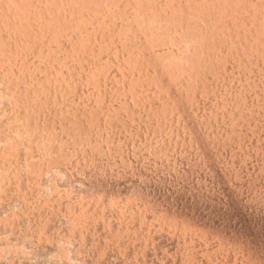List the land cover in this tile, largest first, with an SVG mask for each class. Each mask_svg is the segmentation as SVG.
Returning a JSON list of instances; mask_svg holds the SVG:
<instances>
[{
  "label": "rangeland",
  "instance_id": "374dc122",
  "mask_svg": "<svg viewBox=\"0 0 264 264\" xmlns=\"http://www.w3.org/2000/svg\"><path fill=\"white\" fill-rule=\"evenodd\" d=\"M10 1L11 0H0V2H2L0 5V47H3L4 43L8 44L7 41H9V38H11L10 41L13 39L16 40L15 42L12 41L14 45L10 44L8 46L4 44L3 51L1 50L2 48L0 49V264H264V59L262 60L264 52H259L261 56L257 53L260 51L257 45L260 46L263 44L264 40L262 41L263 43H259L260 45L257 44L259 42V36L253 34L255 31L257 34L258 32L261 33L260 30L262 29L261 37H264V22H262L264 19V16H262L264 15V0H261L263 2L258 0L255 2L258 3L257 5L260 8L252 3L254 0H251L252 2H250V0L249 2L248 0H240L242 2L247 1L243 4V8H246L248 3L253 4H250L252 5L251 7L248 4V8H246L247 11L249 10L250 14H248V12L245 13L246 9L242 8L241 2H239L241 5L238 6L233 3L234 0H227L228 4H234L236 8H240L241 6V8L245 10V12H243L250 15V18L252 14L253 16L255 14L254 17H256L259 14V10L260 13L262 11V14H260L261 16L259 15L257 17L259 18L258 20L261 21L253 20L254 22H259L258 26L261 29L259 28L260 30L258 29V32L256 29L253 32L252 29L255 23H250L251 19L256 18L252 16L250 21L246 20L249 19L248 17L246 18L248 15L245 16L244 13H242L243 19L246 18L244 20L249 21L247 25V23L241 19L242 14L236 15L241 21L243 20V23L247 26H252L247 28L249 30L244 29V27L241 28L242 26L239 27L241 31L243 29L246 30L242 32L243 36L244 32L247 35L250 33L248 39L246 35L245 37L242 36L246 39V43H249L251 40V45L252 43L253 45L256 43V46L252 45L250 53L247 49L243 48L246 46V43L242 42V37L241 41H238L239 47L237 44L235 45L233 43L232 46L231 42H234V39L238 40L240 38L239 36L241 34L239 35V33H241V31L238 30L237 25L239 23L236 25L237 29L231 27V25L234 26L236 24L235 19V22L231 19L234 23H229L230 21L228 22L229 19L226 17L228 23L224 21L226 20L225 18H223L224 20L221 19L222 23L219 20V23H217L215 20L217 29L218 24L222 25L223 28L227 23L226 25L231 24L230 27L234 30L231 32L235 33L237 30L238 33L240 31L238 35L236 33L239 38H236V36H233L234 39L232 36L229 37L234 41L228 38L229 35H233L234 33L229 34L226 32L228 36L225 33V38H228V41L230 40V43H225L226 45L231 44V50L228 47L229 45H227L228 49L225 47L226 45L222 48L224 43H222L223 40L221 38H223V36L221 38H219V36L222 34L224 35V31H222V34L219 32L220 35L218 33V30L221 31L222 29L215 30L214 35L217 36L216 39L215 37L210 38L212 37L210 34H208L207 38V36L205 37L202 35L205 33V35H207L206 30H209L208 33L212 34L211 31H214L213 28L207 29L204 27L205 25L208 27V24L204 26H202L203 24L201 25L200 22V24H197L196 19L195 22L193 21L194 24L192 25L188 22L190 27L196 23V26H193L195 29H193V31L189 30L192 36H194V38L190 36L195 41L194 47L190 49L194 43H190L191 38L188 40L185 39L187 40V42L185 41L186 43H182L184 40L180 42L182 38L184 39V35L188 37L191 33L181 28V24L179 25V27L181 26L180 28L177 26L179 24L177 22L181 21L180 19L182 16L176 15L175 12L174 15L177 17H174L172 7H178L179 5L180 7H185L190 0H185V2L181 0L184 5L178 3L181 2L180 0H176V2H174L175 5L173 3L175 0H142V3L141 0H138L141 7L138 1L134 0H108L107 2H105L106 0H103L104 2L102 0H95L96 3L101 2V4H98L101 7L97 5V9L95 8L96 3L92 5L93 7L90 6V3L93 4L94 2L93 0L92 2L84 0L87 1L88 7H91V11H87L88 7L86 9L83 8L84 4L82 5V3H80L82 0H78L77 3L79 6H82L83 10L78 5L73 4L75 7L77 6L80 8L79 10L81 11L74 10L77 7L72 8V2L74 3L75 1L69 0V3L72 5L70 6L68 0H63V2H67V4L64 2L66 5L59 2L62 0H55L56 2L52 0L53 3H59H57V5L55 4L56 8H60V3H62L61 6H64L65 10H70V13L71 11H79L80 14L77 12L70 14L69 11V14H67V11L64 10V16L66 14L68 15V18L65 17L66 20L63 18L64 16L62 17L63 19L61 20L64 21L58 20L60 14H63V12L60 13L62 7L59 10V16L56 17L55 15L57 13L53 14L54 10L51 8L54 6H51L49 10L47 9L53 4L51 0L47 2L43 0L45 4H43L41 0H39L40 2L38 0H31L32 3L34 1V4L31 5H29V0L28 3L24 0V4L29 5L30 9H25L27 6L24 4L23 6L25 7H20L23 1L18 0V2H20H17L20 8L19 10L17 7L18 11L15 9L17 5L15 3L16 0H13L16 4L14 6V3H12L13 7L12 5H8ZM157 1L158 3H156ZM195 1L197 2V0ZM223 1L226 0H220V2L219 0H216V2L214 0L215 4H211L213 0L212 2L211 0H206V2H210L209 5H215L214 7H216V5L220 7L219 4ZM229 1L232 3H229ZM49 2L52 4H46ZM102 2L103 4L106 3L104 4L105 6H102ZM166 2L167 5L165 4ZM191 2H194V0H191ZM200 2L199 0L197 3ZM235 2L237 3L238 1ZM143 3H145V5ZM155 3L157 5H155L156 7L154 6ZM136 4L139 5L140 10L143 9V5L144 8L146 6L148 13H146L147 11L145 12V9L136 13L137 10L139 11L138 6L137 8H133ZM150 4L154 7H151ZM228 4H226V7ZM35 5L36 8L39 5L36 10ZM42 5L46 6L44 7L48 12L52 10L53 12L50 14L54 17H48V15L51 16L50 14L44 16L43 13H45V9V11L41 10L44 12H41L43 16H40L43 17L42 19H44V17L48 18L47 20H50L49 22H52V18L55 19H52L54 23L60 22V24L56 25L57 29L54 25H51L55 28L53 27L50 30L51 26L48 27L49 22L45 19L46 28L44 26V21L42 26V21L38 20L41 19L39 14L37 16L40 18L37 19L35 11H39L41 7L43 8ZM124 5H126V7ZM234 5L231 7L234 8ZM7 6H9V8ZM223 6L225 8V5H222V8ZM162 7L167 10L169 9L168 11L166 10V14L161 12L165 10H162ZM7 8L10 9V11ZM11 8H14V10ZM175 8L173 7L174 10L177 9ZM185 8H187V6ZM222 8L220 7L219 10L222 11ZM228 8L230 9V6ZM228 8H225L226 11H228ZM233 8L229 10L231 11L229 13H232L231 18L235 17L233 16L235 11ZM22 9L29 11H27V15H25L26 12L24 10L22 11ZM132 9L136 10L135 13ZM149 9L152 10V14L153 11L155 15L157 13L156 17H153L154 14L150 15ZM242 9H236V12L238 10L241 13ZM253 9H255V11H253ZM11 10H13V13L15 10L18 12L17 15L15 11L17 17L16 15L13 16ZM125 10L127 12H125ZM179 10H181V8ZM198 10L201 9H197V13L199 12ZM20 11L23 12L22 16L24 18L21 16ZM47 11L46 13H48ZM169 11H171V15L170 13L167 15ZM55 12H58V9H55ZM141 12L144 16L148 14L149 17L146 15L145 17H148L146 19L141 15L143 17L142 20V17L139 15L142 14ZM159 12H161V14ZM6 13L9 17L6 16ZM11 13L12 15H10ZM31 13H34L33 15L34 17L36 16V18H33ZM37 13H40V11ZM130 13L134 16L135 20H133ZM179 13H181V11H179L178 14ZM186 13H189V11ZM200 13L201 12H199V14ZM136 14L142 22L145 21L144 23H146L147 20L150 21V19L156 18V21L153 19L154 21H147V23L152 24H149V27H151L150 30H158L159 37L156 31H151L152 34L156 33V36L154 35L155 38L152 39L153 36L149 34L151 32L148 30V24H144V26H146L144 28V26H141L143 25L141 21V23L136 22ZM162 14H165L164 17ZM2 15L6 17V19H11L13 17L12 20L14 21L21 20V23L31 18L30 21L32 23H30V26L33 25L34 21L38 25L39 22H41V25H37V27L34 23L33 28L36 27V29L32 28L33 32L31 31V34H29V31V36H27L26 33L27 26H29L28 24L30 22L29 20V22L26 20L28 24L25 25L24 23H26V21L23 24L16 21L15 24L10 25L11 27L16 25L13 30L9 28L10 26H5V24L9 25L11 24L10 22L13 23V21L9 20L10 22L8 24L7 20L2 17ZM28 15L32 16L26 18ZM125 15L128 17H125ZM158 15H161V17H158ZM172 15L177 22L174 21V23L172 21L173 19L170 17ZM168 16L170 20L167 19ZM179 16L181 18L178 21L176 18H179ZM162 17L169 22L165 20L166 23L161 19ZM238 17L236 19H238ZM130 18H132L133 22ZM139 18L137 21H139ZM117 19L118 21H116ZM158 19L159 21L163 20V24L161 22L159 23ZM1 20H3L4 23H2ZM123 20L126 22L123 23ZM63 22L66 23L65 26ZM156 22L159 25H164L163 28H165V31H167V26L168 30L171 29L169 31L173 32L174 30V34L176 31L175 28H178L176 31L177 33L180 32L178 33V37L183 34V32L190 33L181 35L179 38V40L181 39L180 41L176 38L179 43L184 45L180 44V48L183 47L182 52L176 50L177 48L179 49V45L176 40H172L175 38L172 36L173 33L170 32L169 35L165 31L163 32V28L159 29V25L157 26ZM183 22H186L185 18ZM237 22H240V20ZM126 23L127 26H125ZM137 23L141 24L138 26L140 28H137L138 30L142 29L147 32L145 33L142 30V32H135V30H137ZM168 23H172V26L175 27L176 25V27L173 28ZM1 24H4L3 28ZM134 24L136 26H134ZM261 24L262 26H260ZM128 25H132L130 26L131 28ZM154 25L156 29L153 27ZM197 25H201L202 28L199 27V30L201 29L200 31H202L203 29L204 31V34L202 33L201 35V32L198 30L200 32H198L200 34L199 39H201V36L205 37L208 39L209 43L214 45L216 44L214 43L215 41L213 42L214 39L216 42L222 40L219 45L217 44L218 46H216L222 49L219 50L217 48L219 51L216 50L205 38L204 42L203 39L199 40V34H196L197 36L195 35V33H197ZM246 25L243 24V26ZM17 26H20V28L23 26L27 27H23L24 29L21 30L23 32L26 29V31L23 32L24 34L22 32V35L20 34V28L17 29ZM41 26L49 30H47V33L45 32L46 30L41 31L43 35L45 34L44 36H42L40 31L38 32V30L43 29ZM4 27L6 28L4 29ZM61 27L64 33L61 31ZM123 27H129L130 30L129 28L124 29L126 30L124 33L122 30ZM209 27H212V25ZM255 27H257V24ZM219 28H221V26H219ZM226 28L231 29L229 27ZM6 29H11L12 33L8 32L10 30L7 31ZM30 29L31 28H28V30ZM181 29L184 31L182 32ZM190 29H192V27ZM35 30L41 34L40 37L42 38L39 37V34L37 36V33L35 37L32 36V34L36 32ZM159 30L162 31L163 37L165 34L166 36L169 35V39L165 36L167 44L169 42L168 46L166 42L165 44L162 43L164 38L161 33H159ZM223 30L226 31L224 28ZM14 31L19 33V37H16L17 39L19 38L18 40L10 36L14 33L16 34ZM6 32L8 34H6ZM143 32L146 35L148 33L147 37L149 39L144 37L145 34ZM134 33H136V35ZM59 34L61 36H59ZM121 34L124 35L121 36ZM251 34L254 37L258 36L257 39L251 37ZM6 35H9V37ZM20 35L26 36L20 37ZM138 36L139 38L142 36L144 42L141 41L142 39L139 40ZM195 36L197 38H195ZM157 38L162 39H158L161 43ZM225 38L223 39L227 41ZM146 39L149 40V43ZM211 39H213L212 42H210ZM249 39L250 41H248ZM35 40H37V42ZM151 40L152 43H150ZM170 40L174 42L171 43ZM196 40L199 41V43L196 42ZM79 41H81L80 44ZM153 41H155L154 44ZM16 42L21 44L16 45ZM28 42L30 44H28ZM146 42L147 44H145ZM156 42L157 45L155 44ZM235 42L237 43V41ZM241 42L244 43V46H242ZM31 43L34 44L32 45ZM74 43L76 45H74ZM139 43L142 46L141 48H139ZM202 43L203 46L206 44L204 46L205 50H201L203 49ZM248 43L247 45H249ZM123 44H125V46ZM148 44H150L151 47L150 45L147 46ZM186 44H188L187 47ZM208 44L210 55L207 51L209 50L207 49ZM220 44L222 45L221 47H219ZM73 45L76 46V48ZM77 45L79 46L77 47ZM143 45L146 46L143 47ZM240 45L242 47H240ZM251 45H249V47ZM152 46L154 50H151ZM235 46L238 49H235ZM91 47L92 49L90 50ZM146 47L147 52H144L147 54L144 53L146 56H143V51L138 52V50L141 51L142 48L146 50ZM159 47L162 48L160 49ZM170 47L173 50H171ZM256 47L258 48V50H255L257 51L255 52L257 56L254 55V49H257ZM261 47L264 49V44L261 45ZM261 47L260 49H262ZM72 48L77 51L72 53ZM184 48L187 49L185 50ZM197 48H199V50ZM225 48L226 50L224 51ZM232 48L235 50H232ZM241 48L243 50H241ZM167 49L170 52L172 51L173 54L167 52ZM193 49L195 51L197 49L199 52L200 50L201 52L205 51L204 56L208 54L210 57L213 53L211 56L212 58L210 59L207 56L206 58L202 53L197 51L196 53ZM244 49L247 50L246 53ZM4 50H6V52ZM99 50L102 52H99ZM183 50L186 51L187 55L182 54L185 53ZM212 50L213 52H211ZM214 50L217 51V56ZM221 50H223V53L220 52ZM158 51H164L162 53L160 52L161 58H159L160 53ZM174 51L176 52L174 53ZM187 51H189V53ZM227 51L228 53H226ZM229 51L231 52L230 55ZM126 52H129L130 56ZM148 52H150L149 55ZM165 52H167V55H165L164 58L167 60H164L162 57ZM232 52L235 55H232ZM239 52H242L239 58L234 60L235 56L238 57ZM252 52L254 53L253 55ZM122 53H124V55H122ZM151 53L156 57L154 60H157V58L160 59L161 64L164 65L163 68L167 66L165 64H168V68H170V66L173 68L177 64L174 67L175 69L173 68L176 70L175 73L169 71L171 68L167 69L168 71L166 72L165 69L167 67L164 69L161 68L160 70L162 65L159 64V59L157 60L158 63L155 61L152 63V68V66H150L152 62L150 60H153ZM169 53L172 55L170 58ZM193 53H196L194 57L192 56ZM224 53L233 57L230 59L229 56L227 57ZM236 53L238 54L236 55ZM244 53L246 56L243 55ZM131 54L137 55L136 58L140 60L137 64H143L139 66V71L136 69L138 65L134 62H137V59L134 58L135 56H131ZM180 54L186 55L184 60L182 55L178 57ZM198 54H200V57H204V59L198 57ZM221 54L222 57L226 56L228 61L222 58L220 56ZM138 55L140 58L144 57L147 59L151 56V59H140ZM176 55L178 59L175 58ZM93 56H95L96 59ZM187 56H192V58H196L197 61L201 59L204 62L198 63V65L201 64L198 66L195 62L196 60L194 61L191 58L193 62L190 60V57L186 61L185 59ZM240 56H242L243 61ZM250 56L253 57L252 59L258 56H260V58H256L257 60L254 61ZM128 57H132V59H128ZM173 57L176 61L172 59ZM245 57H249L247 58L248 60ZM125 58H127L128 61H125ZM168 58L171 60L170 62L173 61V67L172 64L169 66ZM205 58L206 60L209 58L207 61L210 67L206 65L207 62L205 63ZM237 59L239 63L236 65ZM131 60H133V63ZM182 60L185 62L183 63ZM210 60L211 63L209 62ZM123 61L126 66L122 63ZM180 61L185 67H182ZM256 61L257 63H254ZM129 62L135 66V69L130 66L131 63ZM186 62H190V64L192 62V66L190 64L187 65ZM232 62L235 63V67ZM154 63L157 65L159 64L160 67L157 68L158 66ZM194 63H196V68L199 67L198 75L195 71L196 69L193 67ZM204 64L207 71L204 69ZM216 64L218 68L215 66ZM147 66H150V69ZM142 67H145L146 70H144V68L140 70ZM177 68H180L179 71L183 69L180 71L181 73L179 72L181 75H177ZM191 68H193V70L195 69V72L190 70ZM200 68L203 71H201ZM133 70L135 71L133 72ZM186 70L190 72L187 71V73ZM157 71H161V76ZM199 71L203 73H199ZM162 72H165V74ZM190 73L193 79H189V83L188 77L190 75H187ZM150 74H154L153 77H157L156 80H159V82L155 80L156 83L155 81L153 83L155 78L151 79L152 75ZM195 74L197 76H194ZM148 75L149 77H146ZM131 76L133 82L130 80ZM140 77L144 81H140ZM195 77L196 80H194ZM147 78H149V82ZM177 80L181 81L179 82ZM171 81H174L176 85ZM185 81L186 83L188 82L187 85ZM184 85H186V87L190 85V88H185ZM38 89L41 91L39 92ZM187 89H189V92ZM178 91L181 94H179ZM194 91L199 93H197L198 96L194 95ZM187 93L193 94H191L190 97ZM21 97L24 98L22 99ZM175 97L178 98V101ZM170 99L172 103H169ZM174 99L176 101H174ZM173 102L178 103L175 104ZM173 105L177 106H174L177 110L173 108ZM164 107H167L170 111L167 108L165 110ZM26 109L28 111H26ZM160 110L165 116L163 114H161L162 117L159 115L162 113L159 112ZM21 121L24 122L21 123ZM35 132L37 133L35 134Z\"/></svg>",
  "mask_w": 264,
  "mask_h": 264
},
{
  "label": "bare ground",
  "instance_id": "6f19581e",
  "mask_svg": "<svg viewBox=\"0 0 264 264\" xmlns=\"http://www.w3.org/2000/svg\"><path fill=\"white\" fill-rule=\"evenodd\" d=\"M14 1H15V0H14ZM22 1H23V3L21 2L22 5H20V4H19V5H20V7L22 6V8H23V7H25V6H23L24 2L26 1V2L28 3V0H25V1L22 0ZM36 1H37V0H36ZM36 1H35V2H36ZM38 1H39V0H38ZM45 1L47 2L48 0H45ZM45 1L43 2V0H41V2H43V4H45ZM57 1H58V0H57ZM66 1H67V0H66ZM66 1H64V2L67 4ZM72 1H75V2L73 3ZM72 1H71V2H72V5H73V4H74V5L76 4V5L79 6V4L77 3L78 0H77V1H76V0H72ZM79 1H81V0H79ZM83 1H84V0H82V2H80V3H82V5L84 4V7H83V8L86 9V8L88 7L87 1H84V2H83ZM90 1L92 2V0H89L88 2H90ZM93 1H94L93 4L90 3V6H91V7H93L92 5H94V3H96L95 0H93ZM98 1H99V0H98ZM102 1H103V0H102ZM107 1H108V0H106L105 2H107ZM109 1H111V0H109ZM121 1H122V0H121ZM132 1H133V0H132ZM134 1H138V0H134ZM144 1H147V0H144ZM154 1H155V0H154ZM180 1H181V0H180ZM182 1H183V0H182ZM182 1H181V2H178V3L181 4ZM200 1H201L200 3H197V2H199V0H197V2H196L195 0H194V2H191V0H190L189 2L186 1L187 4H186V3H185V4H186L187 8H185L186 6H185V7H184V6H183V7H180L179 4H177V5H179L178 7L173 6L174 8L176 7L178 10L181 8V10H179V11H181V13L178 14L179 11H178L176 8H175V9H176L177 11L174 10L173 7H172L173 15H174V13L176 12V15H181L182 18H181L180 16H179V18H176V19H178V21H179V19L181 18V19H180V20H181V21H180L181 23H180V22L175 21V19H174V17H177V16L174 15V17H173V15H172V16H170V17H172L171 19H173L172 21H173V22L175 21V22L179 23V24L177 25L178 27H179V25L181 24L182 27H181V26H180V27L183 28L184 30L186 29V30H188V31H189V30H192V31H193V29H195V27L193 28V26H196V23H197V24H200V23H201V25L203 24L202 26H204L205 24H208L209 26L212 25V27H209V26L206 27V25H205L204 27L207 28V29H208V28H213L214 31H211V29H210V31L212 32L213 35H212L211 33H208L209 30H206V31H207V35H205L206 33L204 34L203 29H202V31H200L201 29L199 30V27H201V25H197L198 28H196V30H197L196 32H197V33H195V35H196V34H199V33L201 32V33H200L201 35H202V33L204 34V35H202V36H205V37L207 36V38H208V34H210V36H212V37H210V38H214V37H215V39H216V37H217V36L214 35L215 30L217 29V27H216V26H217V23H219V21L221 22L222 20H224L223 18H225V17H226L227 19H229V20H228V22L230 21L229 23H231V22L234 23V22L236 21V22H235L236 24H235L234 26H232V25L230 24L231 27H233V29L236 28L237 26H238V30H240V29L243 28V27H244V29H247L248 27H252V26H247V25L249 24L250 19H251L252 16H253V14H252V16H251V18H250V15H248V14H250V13H249V10L247 11V9H246V8H248V4H249V3L246 5L247 7L244 5L246 8H243V4H245L247 1H246V2L243 1V2H244V3H243V2L240 1V0H234V2H233L235 5L237 4L238 6L241 5V3H242V8H243V9H246V12H245V10H243V9L241 8V6H240V8H239V7L236 8V6H235L234 4H228L227 0H226V1H223L224 3L221 2L219 5H220L221 8H222V5H225V8H228V7L230 6V9L228 8V11H226V9L224 8V6H223V8H222L224 11H223L222 9H221L222 11H220V10H219V9H220L219 6L217 7V5H216V7H214L215 5H211V4H213V3L215 4L216 0H215V2H214V0H213V2H212V0H211V2H212V3L210 4L211 6L209 5L210 2H206V0H200ZM208 1H210V0H208ZM221 1H222V0H221ZM231 1H232V0H231ZM231 1H229V3H230ZM235 1H238V2L236 3ZM258 1L263 2V1H261V0H258ZM8 2H9V1H8ZM17 2H18V0H16L15 3L17 4ZM39 2H40V1H39ZM51 2H52V0H51ZM54 2H56V1L54 0ZM59 2H62V3L64 4L63 0H62V1H59ZM85 2H86V5H85ZM103 2H104V1H103ZM103 2H102V6H103L104 4H106V3L103 4ZM118 2H120V1H118ZM125 2H126V1H125ZM130 2H131V1H130ZM142 2H143V1L141 0V3H142ZM150 2H151V1H150ZM160 2H161V1H160ZM174 2H176V0L173 1V3H174ZM184 2H185V0H184ZM217 2H218V1H217ZM219 2H220V0H219ZM226 2H227V3H226ZM239 2H241V3H239ZM248 2H249V0H248ZM250 2H252V1L250 0ZM255 2H257V0H256V1L254 0V2H252V3H254V4L257 5L258 3H255ZM1 3H2V2H0V5H1ZM12 3H14L13 0H11V1H10V4H8V5H9V6L12 5ZM15 3L13 4L14 6L16 5ZM18 3H20V2H18ZM52 3H53V2H52ZM52 3L49 2V3H46V4L50 5V4H52ZM57 3H58V2H57ZM57 3H53V4L50 5L47 9L49 10L51 6H54V7H55V4L57 5ZM62 3H60V4L62 5ZM68 3H69V0H68ZM99 3L101 4V2H99ZM99 3H96V4H95V8H96V9H97V5H98ZM108 3H109V2H108ZM108 3H107V5H108ZM114 3H115V1H114ZM136 3H137V2H136ZM138 3H139V1H138ZM152 3H153V2H152ZM156 3H158V1H157ZM156 3L154 4V6L156 5ZM162 3H163V2H162ZM170 3H171V2H170ZM170 3H168V4H170ZM173 3H172V5H173ZM222 3H223V4H222ZM225 3L228 4L227 7H226V4H225ZM231 3H232V2H231ZM238 3H239V4H238ZM252 3H250V4H252ZM5 4H6V2H5ZM31 4H34V1H33V3H32L31 0H29V5H31ZM36 4H37V3H36ZM38 4H39V3H38ZM58 4H59V3H58ZM66 4H64V5H66ZM69 4H70V6H72L71 3H69ZM69 4H68V6H69ZM128 4H129V3H128ZM132 4H134V3H132ZM143 4L145 5V3H143ZM165 4L167 5V2H166ZM217 4H218V3H217ZM250 4H249V5H250ZM13 5H12V7H13ZM24 5H26V4H24ZM29 5H26L27 7H25V9H26V8L30 9V6H29ZM48 5H47V6H48ZM61 5H60V8L62 7ZM74 5L72 6V8H76V7H77V6L75 7ZM80 5H81V4H80ZM129 5H130V4H129ZM139 5H140V7H141V4H140V3H139ZM139 5L136 4V5L133 7V8H135V7L137 8V6H138V8H139V11H138V10L136 11L135 9H132V10L134 11V13H135V11H136V13H138V12H140V11L143 10V9H145V12L147 11L146 13H148V9H147L146 6H145V8H144V5H143V9L140 10ZM146 5H147V4H146ZM148 5H149V4H148ZM151 5H152V4H150V6H151ZM174 5H175V3H174ZM182 5H184V3H182ZM232 5H234L235 7H234V8L231 7ZM252 5H253V4H252ZM252 5H250V7H251ZM2 6H3V5H2ZM2 6H1V7H2ZM9 6H7V7L9 8ZM32 6H34V5H32ZM32 6H31V7H32ZM38 6H39V5H38ZM38 6H37V8H38ZM42 6H43V8L41 7V9H39L40 13H41V12H44V11L46 10V8H45L46 6H45V5H42ZM44 6H45V7H44ZM58 6H59V5H58ZM68 6H67V7H68ZM70 6H69V9H70ZM99 6H100V5H98V7H99ZM104 6H105V5H104ZM120 6H121V5H120ZM124 6L126 7V5H124ZM132 6H133V5H132ZM132 6H131V7H132ZM150 6H149V7H150ZM154 6H151V7H154ZM156 6H157V5H156ZM156 6H155V7H156ZM160 6H161V5H160ZM162 6H163V5H162ZM169 6H170V5H169ZM4 7H6V6H4ZM15 7H16V8H15ZM15 7H14V8H15L17 11H18V9L20 10V8L18 7V4H17ZM17 7H18V9H17ZM54 7H51V8H53L52 10H54V13H53V14H56V13L58 14L60 8H58V7H57V8H56V7L54 8ZM79 7L83 10L82 6H79ZM91 7H90V8H91ZM100 7H101V6H100ZM163 7H164V6H163ZM163 7H162V8H163ZM165 7L169 8L168 6H165ZM257 7H259V6L257 5ZM257 7H256V8H257ZM8 8H7V9H8ZM14 8H11V9L14 10ZM37 8H36V5H35V10H36ZM63 8H64V6H63L62 9L60 10V11H61L60 13L63 12V14H60V16H59V14H58V15H57V14L55 15V17H56V16H59V17H58V18H59V19H58L59 21H64V20H61V19L65 18V17L68 18V15H67V14L70 13V10H65V8H64V9H63ZM80 8L77 7V8L74 9V10H79ZM90 8L88 7L87 11H91ZM170 8H171V6H170ZM217 8H218V9H217ZM231 8H233V9L235 10L234 13H233V16H235L234 18H231V17H232V13H231V14L229 13V12H231V11H229V10H232ZM259 8H260V7H259ZM263 8H264V7H263ZM25 9H22V11L24 10V11L26 12L25 15H27V11H28V10H25ZM44 9H45V10H44ZM55 9H58V12H55ZM89 9H90V10H89ZM92 9H93V8H92ZM124 9H125V8H124ZM126 9H127V8H126ZM153 9H154V8H153ZM155 9H156V8H155ZM164 9H165V8H163L162 10H164ZM185 9H187V10H185ZM197 9H201V10H198L199 12H201V13H200L201 15L199 14V12L197 13ZM236 9H242L241 13H240L238 10H237V12H236ZM249 9H250V8H249ZM257 9H258V8H257ZM8 10L10 11V9H8ZM8 10H7V12H8ZM13 10H11L12 13H13ZM16 10H15V11H16ZM32 10H33V8H32ZM35 10H34V11H35ZM41 10H44V11H41ZM52 10H51L50 12H48V11L46 10L48 13H46V11H45V13H43L44 16H47L48 14H50L51 12H53ZM64 10L67 11V14H66L67 16H66V15L64 16V12H65ZM94 10H95V9H94ZM101 10H102V9H101ZM111 10H112V9H111ZM132 10H131V11H132ZM166 10H167V9H165L164 12H163V11H161V12L166 14ZM168 10H169V9H168ZM168 10H167V11H168ZM170 10H171V9H170ZM261 10H262V8H261ZM4 11H5V10H4ZM15 11H14V13H15ZM17 11H16V12H17ZM39 11H38V10L35 11V13H36L35 15L37 16V15L39 14V16H40V15L43 16L42 13H41V14H40V13H37V12H39ZM56 11H57V10H56ZM68 11H69V13H68ZM79 11H81V10H79ZM79 11H78V12L75 11V12L79 13ZM84 11H85V10H84ZM95 11H96V10H95ZM105 11H106V10H105ZM133 11H132V12H133ZM151 11H152V10L149 9V12H150V13H151ZM155 11H156V10H155ZM187 11H189V13H186ZM225 11H226V12H225ZM243 11H244L245 13L248 12V14H245ZM253 11H255V9H253ZM2 12H3V11H2ZM20 12H21V11H20ZM20 12H19V13H20ZM28 12H29V11H28ZM73 12H74V11H73ZM73 12L71 11V13H73ZM75 12H74V13H75ZM82 12H83V11H82ZM108 12H109V11H108ZM111 12H113V11H111ZM125 12H127V11L125 10ZM132 12H131V13H132ZM161 12H159V13L161 14ZM170 12H171V11L167 12V15H168V13H170ZM224 12H225V13H224ZM227 12H228V13H227ZM238 12H239V13H238ZM250 12H251V11H250ZM256 12H257V11H256ZM12 13H11L10 15H12ZM14 13H13V16L16 15V13H15V14H14ZM22 13H23V12L20 13L21 16H22ZM71 13H70V14H71ZM77 13H76V14H77ZM109 13H110V12H109ZM131 13H130V14H131ZM134 13H133V14H134ZM141 13H142V12H141ZM154 13H155V12L153 11V14H154ZM159 13H158V14H159ZM242 13H244L245 16L248 15V16H246V18L248 17L249 19H246V18H244V19L249 20V21H245V20L243 19V14H242ZM251 13H252V12H251ZM8 14H9V13H8ZM20 14H19V15H20ZM31 14L33 15L34 13H31ZM46 14H47V15H46ZM51 14H52V13H51ZM51 14H50V15H51ZM79 14H80V13H79ZM99 14H100V13H99ZM115 14H116V13H115ZM128 14H129V13H128ZM128 14H127V15H128ZM153 14L151 13L150 15H153ZM165 14H164V15H165ZM240 14H242V15H241L242 18H241V17H240V18L243 19V20L247 23V25H246L245 23H243V20L241 21V19H239V17L236 16V15H240ZM260 14H262V11H261V13H260V10H259V14H258V16H259ZM3 15H4V14H3ZM3 15H2V17H4ZM17 15H18V12H17ZM17 15H16V17H17ZM23 15H24V14H23ZM25 15H24V16H25ZM32 15H28V16H26V18H27V17L30 18L29 16H32ZM72 15H75V14H72ZM105 15H106V14H105ZM107 15H108V14H107ZM121 15H122V14H121ZM131 15H132V14H131ZM139 15H140V16L142 15L143 17H145L146 15L148 16V14H145V16H144L143 13H142V14H139ZM156 15H157V13H156ZM156 15L154 14L153 17H156ZM164 15L162 14L163 17H164ZM167 15H166V17H167ZM170 15H171V13H170ZM196 15H197V16H196ZM229 15H231V16H229ZM0 16H1V15H0ZM6 16H8L7 13H6ZM36 16L34 17V15H33V18H36ZM42 16H40L41 19H38V18H40V17L37 16V19L40 20V21H42V26H43V21H44V19L47 20L48 18H45V17H44V19H42V18H43ZM63 16H64V17H63ZM129 16H130V15H129ZM136 16H137V14H136ZM142 16H141V17H142ZM159 16L161 17V15H158V17H159ZM254 16H255V14H254ZM254 16H253V17H254ZM258 16L254 17V18H256V19H251L250 23L254 22L255 20H257V21H261V20H258V19H259V18H257ZM260 16H261V15H260ZM262 16H264V15H262ZM8 17H9V16H8ZM10 17H11V16H10ZM22 17H23V16H22ZM48 17H54V16H52V15L49 16V15H48ZM62 17H63V18H62ZM69 17H71V16H69ZM72 17H75V16H72ZM80 17H81V16H80ZM103 17H104V16H103ZM117 17H119V16H117ZM125 17H128V16L125 15ZM143 17H142V20H143ZM148 17H149V16H148ZM148 17H145V18L147 19ZM151 17H152V16H151ZM153 17H152V18H153ZM158 17H157V18H158ZM163 17H162L161 19H163ZM170 17L168 16L167 19L170 20ZM237 17H238V19H236ZM4 18L6 19V17H4ZM12 18H13V17H12ZM12 18H11V19H10V18L6 19L8 24H9V22L12 20ZM20 18H21V17H20ZM23 18H24V17H23ZM23 18H22V19H23ZM33 18H32V19H33ZM112 18H113V17H112ZM122 18H123V17H122ZM132 18H133V20H135L133 15H132ZM132 18H130L131 21H132ZM138 18H139V17L137 16V20H138ZM184 18H185L186 22H183V19H184ZM226 18H225V19H226ZM261 18H262V17H261ZM261 18H260V19H261ZM1 19H2V18H1ZM5 19H4V21H5ZM15 19H16V18H15ZM49 19H50V18H49ZM52 19L55 20L54 18H52ZM52 19H51V21L54 23V21H53ZM104 19H105V18H104ZM120 19H121V18H120ZM149 19H150V18H149ZM153 19H154V18H153ZM153 19H150V21H152ZM159 19H160V18H159ZM159 19H158V22H159V23L161 22L162 24H163V20H164V21L166 20L167 22H169V21H168L167 19H165V18H164L163 20H160V21H159ZM192 19H193V20H192ZM195 19H196L198 22H197ZM221 19H222V20H221ZM227 19L224 20V21L227 22ZM231 19H233V21H234V19H235V21L233 22ZM262 19H263V18H262ZM9 20H10V21H9ZM23 20H24V19H23ZM26 20H27V19H26ZM26 20H24V22H25ZM28 20L30 21L31 18L28 19ZM28 20H27V21H28ZM35 20H36V19H35ZM56 20H57V19H56ZM65 20H66V18H65ZM71 20H72V19H71ZM114 20H115V19H114ZM125 20H126V19H125ZM137 20H136V22H140V21H141L140 18H139V21H137ZM154 20L156 21L157 19L155 18ZM154 20H153V21H154ZM191 20H192V21H191ZM215 20L217 21V23H216ZM218 20H219V21H218ZM239 20H240V22H237V21H239ZM253 20H254V21H253ZM263 20H264V19H263ZM263 20H262V22H264ZM1 21H2V23H4L3 20H1ZM12 21H13V23L10 22L11 24H9V25H6V24H5V26L8 27V26H10V25L15 24L17 20H15V21L12 20ZM18 21H19V20H18ZM18 21H17V22H18ZM20 21H21V20H20ZM20 21H19V22H20ZM27 21H26V23H24L23 21H22V22H23L24 25H25V24H28ZM29 21H28V22H29ZM32 21H34V20H32ZM36 21H37V20H36ZM47 21H48V20H47ZM49 21H50V20H49ZM49 21H48V22H49ZM59 21H58V22H59ZM69 21H70V20H69ZM78 21H79V19H78ZM116 21H118V19H117ZM123 21H124V20H123ZM127 21H128V20H127ZM131 21H130V22H131ZM147 21H149V20H147ZM147 21H146V23H144L145 21H143V22L141 21V22L143 23V25L137 23L138 25H137L136 29L139 28L138 26H140V25H141V26H144V24L147 25V24H148ZM150 21H149V22H150ZM166 21H165V22H166ZM172 21H170V22H172ZM190 21H191V22H193V21L195 22V21H196L195 25L191 26L192 29H190L191 27H190L189 23L192 25V24H194V22L191 23ZM224 21H223V23H224ZM257 21H256V22H257ZM38 22H39V21H38ZM44 22H45V21H44ZM48 22H47V23H48ZM52 22H49V23H48L49 26H48V24H47V26L50 27L51 25H54V26L56 27V29H57V26H56V25H57V24H60V22H59V23H54V24H53ZM55 22H56V21H55ZM66 22H67V21H66ZM83 22H84V21H83ZM121 22H122V21H121ZM125 22H126V21H124L123 23H125ZM130 22H129V24H130ZM132 22H133V21H132ZM132 22H131V23H132ZM134 22H135V21H134ZM141 22H140V23H141ZM165 22H164V23H165ZM167 22H166V23H167ZM175 22H174V23H175ZM188 22H189V23H188ZM199 22H200V23H199ZM228 22H227V23H228ZM256 22H254V23H255V25L257 24V27H258V28L255 27L254 24H252V25H254L253 29L251 28V29L253 30V32H254L255 29H256L257 32H258V29L260 28V27L258 26L259 22H257V23H256ZM262 22H260V23H262ZM20 23H21V22H20ZM23 23H21V24H23ZM30 23H32V22H31V21L29 22V24H28L29 26H30ZM34 23H35L36 26L38 25L35 21H34ZM34 23H33V25H34ZM40 23H41V22H39V25H38V26L41 25ZM50 23H51V24H50ZM63 23H64V22H63ZM71 23H72V22H71ZM75 23H76V22H75ZM118 23H119V22H118ZM127 23H128V22H127ZM127 23H126V25H125V24H124V25L127 26ZM153 23H154V22H153ZM156 23H157V22H156ZM174 23H173V24H174ZM221 23H222V22H221ZM221 23H220V24H221ZM227 23H226V24H227ZM238 23H239V24H238ZM241 23H243V24L246 25L247 27H246V26H243V24H241ZM18 24H19V23H18ZM18 24H17V25H18ZM45 24H46V22L44 23V26H45V28H46V25H45ZM65 24H66V23H64V26H65ZM79 24H80V23H79ZM81 24H82V23H81ZM149 24H150V23H149ZM149 24H148L147 27H149ZM162 24L159 25V24L157 23V26L159 25V29H160V28H161V29L163 28L164 25L162 26ZM168 24L172 26V23H168ZM224 24H225V23H224ZM226 24H225L226 27L231 28L230 25H226ZM237 24H238V25H237ZM262 24H263V23H262ZM262 24H261L260 26H262ZM1 25H2V24H1ZM3 25H4V24H3ZM3 25H2V28H3ZM33 25L30 26V27L27 26L28 28H31L30 30H28L27 27H24V26H23L24 28H27V33H26L27 36H29V34H31V31L33 32V29H36L35 26H34L35 28H33ZM71 25H72V24H71ZM132 25H133V24H132ZM132 25H128V26L130 27V26H132ZM150 25H152V24H150ZM155 25H156V24H155ZM155 25H154L153 27H155V29H156V26H155ZM166 25H167V24H166ZM236 25H237V26H236ZM21 26H22V25H21ZM38 26H37V27H38ZM42 26H41V27H42ZM54 26H53V27H54ZM61 26H62V25H61ZM67 26H68V24H67ZM77 26H78V25H77ZM97 26H98V25H97ZM116 26H117V25H116ZM134 26H136V25L134 24ZM219 26H221V28H219ZM225 26H224L223 28L226 29V31L223 30L222 25H219V24H218V29H222L221 31H219V30L217 29V30H218V33L220 32V33L222 34V31H224V32H223L224 35L222 34L221 36H219V35H220V33H219V35H218L219 38H221L222 36H223V38H225V37H226V36H225V33H226V32H228L229 34H230V33H231V34L234 33V32H231V31H234L232 28H231V29H228V28H226ZM241 26H242V27H241ZM14 27H16V25H14V26H12V27L10 26L9 28L13 29ZM17 27H18V26H17ZM23 27L20 28V26H19V27L17 28V29L20 28V29H19L20 34H21V32H22L21 30L24 29ZM53 27L51 26V27H50V30H51V28H53ZM55 27H54V28H55ZM69 27H70V26H69ZM78 27H79V26H78ZM88 27H89V26H88ZM114 27H115V26H114ZM129 27H128V28H129ZM145 27H146V26H144V28H145ZM153 27H152V28H153ZM167 27H168V26H167ZM167 27H166V30H167V31L164 30L165 28L162 29L163 32L165 31V32H166L167 34H169V35H170V32H171V33L174 32V30H173V32H172V31H169V30H171V29L168 30ZM172 27L175 28L176 25H175V27H174V26H172ZM172 27H171V28H172ZM180 27H179V28H180ZM204 27H203V28H204ZM215 27H216V28H215ZM239 27H241V28H239ZM5 28H6V27H4V29H5ZM32 28H33V29H32ZM42 28H43V27H42ZM59 28H60V27H59ZM61 28H62V27H61ZM65 28H66V27H65ZM65 28H64V29H65ZM75 28H77V27H75ZM80 28H81V27H80ZM116 28H117V27H116ZM128 28H124V27H123V29H122L123 32L125 33L126 30H124V29H128ZM130 28H131V27H130ZM130 28H129V30H130ZM133 28H135V27H133ZM150 28H151V27H149V29H148L149 32L152 31V30H150ZM169 28H170V26H169ZM187 28H188V29H187ZM201 28H202V27H201ZM205 28H204V30H205ZM214 28H215V29H214ZM262 28H263V27H262ZM11 29H8V30H10V31H8L7 29H6V30H7L8 32H11V33H12V30H11ZM38 29H39V28H38ZM38 29H37V30H38ZM40 29H41V28H40ZM43 29H44V28H43ZM43 29L38 30V32L40 31V33H42L41 31H45V30H46L45 32L47 33V30H48V29H44V30H43ZM71 29H72V28H71ZM139 29H140V28H139ZM177 29H178V28H175L176 31H177ZM183 29H181L182 32L184 31ZM236 29H237V28H236ZM244 29H243L242 31L240 30L241 33H239L240 31L238 32L239 35L241 34V35L239 36L240 38L237 36V35H238L237 30L235 31V33H234L233 35H229V36H228V34L226 33V35L228 36V38H229L230 36H232V37H233V36H236V38H237V37L239 38L238 40H236V39H234V37H233V39H234L235 41H237V43H236L234 40H232V39L229 38L231 41H234V42H231V44H232V43L235 44V45H236V44H237V45L239 44L238 41H239V40L241 41V37L243 36V35H242V34H243L242 32H243V31H246V30H244ZM251 29H250V30H251ZM260 29H261V28H260ZM260 29H259V30H260ZM6 30H4V31H6ZM13 30H14V29H13ZM15 30H16V28H15ZM65 30H66V29H65ZM119 30H120V28H119ZM133 30H135V29H133ZM141 30H142V29H141ZM141 30H138V29H137V30H135V32H136V31H138V32H139V31H140V32L144 31V30H142V31H141ZM145 30H147V29H145ZM179 30H180V29H179ZM179 30H178V31H179ZM198 30H199L200 32H199ZM227 30H228V31H227ZM229 30H230V31H229ZM247 30H249V29H247ZM263 30H264V29H263ZM0 31H1V29H0ZM2 31H3V30H2ZM17 31H18V30H17ZM25 31H26V29H25ZM25 31H23V32H25ZM29 31H30V33L28 34ZM35 31H36V30H35ZM48 31H49V30H48ZM52 31H53V30H52ZM52 31H50V32H51V33H54V32H52ZM54 31H55V30H54ZM57 31H59V30H57ZM57 31H56V32H57ZM61 31H63V33H64L63 28H62ZM61 31H60V32H61ZM69 31H70V30H69ZM74 31H75V30H74ZM102 31H103V30H102ZM102 31H101V32H102ZM104 31H105V30H104ZM114 31H115V30H114ZM127 31H128V30H127ZM131 31H132V29H131ZM155 31H156V30H155ZM155 31L153 30L152 32H155ZM157 31H158V30H157ZM157 31H156V33H157V35H158V37H159V34H158ZM168 31H169V32H168ZM176 31H175V34H174V33L172 34L173 38L175 37V38L172 39V40H174V41L176 40V41L178 42L179 49L177 48L176 50H179V52H180V51L182 52L183 47L180 48V47H181L180 44H182V43H186L187 40H188L189 38H191L190 36H192V33H191L190 31H189V32H190L191 34H190L189 32H186V33L183 32V34H181V35H184V34H187V33L190 34V35H188V37H186L187 35H184L186 38H185L184 36H182V37H184V39L181 37L182 40L180 39V40H181V41H180L179 38H180L181 35H179V37H178V33H180V32L177 33ZM260 31H261V33H262V29H261ZM14 32H16V31H14ZM14 32H13V33H14ZM23 32H22V33H23ZM38 32H37V31L34 32V34H32V36L35 37V34H36V33H37L36 35L38 36V34H39ZM60 32H59V33H60ZM144 32L146 33L147 31H144ZM144 32H143V33H144ZM152 32L149 33V34H152ZM194 32H195V30H194ZM198 32H199V33H198ZM248 32H250V31H248ZM251 32H252V31H251ZM253 32H252V33H253ZM263 32H264V31H263ZM3 33H5V32H3ZM51 33H50V34H51ZM143 33H140V34H143ZM145 33H144V34H145ZM156 33L150 35V36H153V38L151 37L152 39L155 38L154 35L156 36ZM159 33H161V35H162V31L159 30ZM176 33H177V35H176ZM218 33H217V34H218ZM236 33H237V35H236ZM246 33H247V32H246ZM255 33H256V31H255ZM255 33H253V34L259 36V38H258V39H259V42L256 41V42H258L257 44H259L260 42H262V41L264 40V37H263V38L261 37L262 34H261L260 32H258V34H257V33L255 34ZM6 34H8V33L6 32ZM9 34H10V33H9ZM16 34H17V36H16ZM16 34L14 33L13 35H10V36H13V38L15 37V39H17L16 37H19V33L16 32ZM23 34H24V33H23ZM50 34H48V35H50ZM60 34H61V33H60ZM60 34H59V36H61ZM96 34H97V33H96ZM130 34H132V33H130ZM134 34L136 35V33H134ZM164 34H165V33H164ZM200 34L198 35V39H199V37H200ZM217 34H216V35H217ZM249 34H250V33H249ZM249 34L247 35V34H245V32H244V36H243V37H245V35H246V37H247V39H248L249 36H250ZM260 34H261V35H260ZM21 35H22V34H21ZM21 35H20V37H24V36H26V35H24V36H21ZM40 35H41V34H39V37H40ZM44 35H45V34H44ZM44 35H43V33H42V36H44ZM48 35H47V36H48ZM52 35H53V34H52ZM57 35H58V34H57ZM62 35H63V34H62ZM122 35H124V34H121V36H122ZM126 35H127V32H126ZM132 35H133V34H132ZM137 35H138V34H137ZM169 35L166 36V34H165L164 37H163V35H162V37L164 38V40H162V39H160V38H157V40L160 39V40H162V43L165 44V42H166V41H165V36H166V38L169 39V37H168ZM251 35H252V34H251ZM6 36H7V35H6ZM30 36H31V35H30ZM50 36H51V35H50ZM53 36H54V35H53ZM53 36H52V37H53ZM59 36H58V37H59ZM114 36H115V35H114ZM147 36H148V33H147V35H146V34L144 35L145 38H146ZM150 36H149V37H150ZM176 36H177V37H176ZM196 36H197V35H196ZM196 36H195V38H197ZM202 36H201V39H203V42H204L205 40H207V42H208V39L205 38V37H202ZM258 36L254 37V36L252 35L251 37H254V38L257 39ZM7 37H9V35H8ZM7 37H6V38H7ZM34 37H32V38H34ZM45 37H46V36H45ZM86 37H87V36H86ZM162 37H161V38H162ZM192 37L194 38V36H192ZM243 37H242V39H243L242 42L246 43V39L243 38ZM251 37H250V38H251ZM40 38H42V37H40ZM71 38H72V37H71ZM73 38H74V37H73ZM96 38H97V37H96ZM113 38H114V37H113ZM129 38H130V37H129ZM138 38H139V36H138ZM147 38H148V37H147ZM176 38H178V40H179L180 42H182L183 40H184V42L179 43V41H178ZM193 38H191V40H190V43H193V42H194V43H193V46L190 47V49L193 48L194 45H195V41H194ZM204 38H205V40H204ZM210 38H209V40H210ZM223 38H221V39H222L224 42H223L222 40H219V42L217 41V42H218V43H217L215 39H214V40L211 39L210 42H212V40H213V42L215 41L214 43H216V44L214 45V44H211V43H209V42H208V43L211 44L212 47L214 46V48H215L216 50H218L219 48L216 47V46H218L219 43H220L221 41H222V43H224V44H223V46H222V45H221L222 43H221L219 47L222 46V48H224V46L226 45L225 42L230 43V42H229L230 40L228 41V38H225V39H227V41L224 40ZM10 39H11V38H9V41H7L8 44H6V43H4V44H5V45H8V46H9L10 44L14 45V44L12 43V41L15 42L16 40L13 39L12 41H10ZM18 39H19V38H18ZM18 39H17V40H18ZM36 39H37V38H36ZM52 39H53V38H52ZM52 39H51V40H52ZM56 39H57V38H56ZM85 39H86V38H85ZM136 39H137V38H136ZM140 39H142L141 41H143L142 36L139 38V40H140ZM148 39H149V38H148ZM170 39H171V37H170ZM185 39H187V40H185ZM192 39H193V41H192ZM198 39H197V40H198ZM201 39H199V40H201ZM256 39H255V40H256ZM260 39H262V40H260ZM7 40H8V39H7ZM20 40H21V39H20ZM20 40H19V42H20ZM25 40H27V39H25ZM28 40H30V39H28ZM38 40H40V39H38ZM41 40H42V39H41ZM94 40H95V39H94ZM124 40H125V39H124ZM131 40H132V39H131ZM146 40H147V39H146ZM155 40H156V39H155ZM160 40H158V41L160 42ZM197 40H196V42L199 43V41H197ZM244 40H245V41H244ZM255 40H254V41H255ZM5 41H6V39H5ZM35 41L37 42V40H35ZM43 41H44V40H43ZM56 41H57V40H56ZM66 41H67V40H66ZM71 41H72V40H71ZM77 41H78V40H77ZM83 41H84V40H83ZM87 41H88V40H87ZM126 41H127V37H126ZM128 41H129V40H128ZM135 41H136V40H135ZM147 41H148V43H149V40H147ZM158 41H157V42H158ZM167 41H168V40H167ZM174 41H173V42H174ZM185 41H186V42H185ZM191 41H192V42H191ZM240 41H239V42H240ZM248 41H250V39H249ZM251 41H252V40H251ZM251 41H250L249 43H248V42H247V43H248L249 45H251ZM254 41H253V42H254ZM1 42H2V40H1ZM9 42H11V43H9ZM17 42H18V41H17ZM17 42H16V45L19 44V43H17ZM21 42H22V41H21ZM26 42H27V41H26ZM29 42H30V41H29ZM29 42H28V44H30ZM32 42H33V41H32ZM41 42H42V41H41ZM54 42H55V41H54ZM68 42H69V41H68ZM80 42H81V41H79V44H80ZM133 42H134V41H133ZM137 42H138V41H137ZM143 42H144V41H143ZM154 42H155V41H153V44H154ZM157 42L155 43L156 45H157ZM159 42H158V43H159ZM170 42L173 43L171 40H170ZM242 42H241V44H242V46H244V43H242ZM263 42H264V41H263ZM263 42H262V43H263ZM24 43H25V41H24ZM34 43H35V42H34ZM34 43H33V44H34ZM48 43H49V42H48ZM62 43H63V42H62ZM123 43H124V42H123ZM150 43H152V40H151ZM160 43H161V42H160ZM205 43H206V42H205ZM205 43H204V44H205ZM247 43H246V46H248V47L245 46V47H243V48L247 49L248 52L250 53V49H251L253 43H252V45H251L250 47H249V45H247ZM2 44H3V43H2ZM4 44H3V47H0V49L2 48V49H1L2 51H3V49H4ZM20 44H21V43H20ZM20 44H19V45H20ZM31 44H32V43H31ZM33 44H32V45H33ZM38 44H39V42H38ZM55 44H56V43H55ZM72 44H73V43H72ZM77 44H78V43H77ZM85 44H87V43H85ZM130 44H131V43H130ZM139 44H140V43H139ZM139 44H138V45H139ZM145 44H147V42H146ZM153 44H152V45H153ZM166 44H167V42H166ZM188 44H189V43H188ZM188 44H186V47H187ZM206 44H207V43H206ZM206 44H205V45H206ZM209 44L207 45V47H208L207 49H209V50H207L208 52L210 51ZM217 44H218V45H217ZM231 44H227V45H229L228 47H229L230 50H231L230 47L233 46V44H232V46H230ZM254 44H255V45H253V46H256V43H254ZM260 44H261V43H260ZM260 44H259V45H260ZM263 44H264V43H263ZM263 44H261V45H263ZM0 45H1V43H0ZM12 45H11V46H12ZM22 45H23V44H22ZM68 45H69V44H68ZM68 45H67V46H68ZM74 45H76V44L74 43ZM74 45H73V46H74ZM87 45H88V44H87ZM98 45H99V44H98ZM102 45H103V43H102ZM123 45L125 46V44H123ZM131 45H132V44H131ZM135 45H136V43H135ZM149 45H150V44H148L147 46H149ZM168 45H169V42H168L167 46H168ZM182 45H183V44H182ZM190 45H192V44H190ZM196 45H197V44H196ZM199 45H201V44H199ZM205 45H204V46H205ZM227 45H226L225 47H227ZM261 45H260V46L257 45V47H259V50H260V51H258V52L255 51V50H258L257 47H256L257 49H254L255 47L253 48V49H254V53L257 52V53L259 54V52H264V51H261V50H264V49L261 47ZM26 46H27V45H26ZM78 46H79V45H77V47H78ZM100 46H101V45H100ZM113 46H114V45H113ZM145 46H146V45H145ZM145 46L143 45V47H145ZM162 46H164V45H162ZM174 46L178 47L177 45H174ZM174 46H173V47H174ZM183 46H184V45H183ZM197 46H198V45H197ZM202 46H203V43H202ZM202 46H201V47H202ZM204 46L202 47L203 49H201V50H205V47H204ZM242 46L240 45V47H242ZM12 47H13V46H12ZM71 47H72V46H71ZM74 47L76 48V46H74ZM83 47H84V46H83ZM107 47H108V46H107ZM133 47H134V46H133ZM133 47H131V48H133ZM141 47H142V46H141V44H140V45H139V48H141ZM150 47H151V45H150ZM150 47H149V48H150ZM199 47H200V46H199ZM228 47H227V49H228ZM238 47H239V45H238ZM260 47H261L262 49H260ZM8 48H9V47H8ZM34 48H35V47H34ZM94 48H95V47H94ZM149 48H148V50H149ZM152 48H153V49H152ZM152 48H151V50H154V47H153V46H152ZM159 48H160V47H159ZM161 48H162V47H161ZM161 48H160V49H161ZM170 48H171V47H170ZM195 48H196V46H195ZM217 48H218V49H217ZM222 48H220V49H222ZM236 48H237V47L235 46V49H236ZM248 48H249V49H248ZM10 49H11V48H10ZM16 49H17V47H16ZM20 49H21V48H20ZM65 49H66V48H65ZM70 49H71V48H70ZM72 49H73V48H72ZM85 49H87V48H85ZM91 49H92V47L90 48V50H91ZM99 49H100V48H99ZM116 49H117V48H116ZM143 49H145V48H142L141 51L138 50V52H142V51H143V54L146 53V52H147V47H146V50H143ZM180 49H181V50H180ZM184 49L186 50L187 48H184ZM188 49H189V46H188ZM190 49H189V51H190V53H191V50H190ZM197 49L199 50V48H197ZM197 49H196V51H197ZM212 49H213V48H212ZM220 49H219V50H220ZM235 49L232 48V50H235ZM237 49H238V48H237ZM245 49H244V51H245V53H246L247 50H245ZM26 50H27V49H26ZM31 50H32V49H31ZM81 50H82V49H81ZM83 50H84V49H83ZM94 50H96V49H94ZM97 50H98V48H97ZM101 50H103V49H101ZM107 50H108V49H107ZM111 50H112V49H111ZM128 50H129V49H128ZM131 50H132V49H131ZM133 50H135V49H133ZM136 50H137V48H136ZM164 50H165V49H164ZM167 50H168V49H167ZM171 50H173V49L171 48ZM185 50H183V52H185V53H182V54H186V51H185ZM193 50H194V49H193ZM201 50H200V52H199V51H197V52L202 53V55L204 56L205 51L201 52ZM216 50H214V51L216 52L215 54H216V56H217V51H216ZM219 50H218V51H219ZM225 50H226V48L224 49V51H225ZM241 50H243V49L241 48ZM241 50H240V51H241ZM2 51H1V52H2ZM4 51L6 52V50H4ZM7 51H8V49H7ZM11 51H12V50H11ZM15 51H16V50H15ZM74 51H75V50L73 49L71 52L74 53ZM76 51H77V50H76ZM76 51H75V52H76ZM84 51H85V50H84ZM105 51H106V50H105ZM144 51H146V52H144ZM189 51H187V52L189 53ZM194 51H195V50H194ZM196 51H195V52H196ZM207 51H206V52H207ZM244 51H242V52H244ZM22 52H23V51H22ZM30 52H31V51H30ZM65 52H66V51H65ZM82 52H83V51H82ZM87 52H89V51H87ZM91 52H92V51H91ZM91 52H90V53H91ZM99 52H102V51L99 50ZM151 52H152V51H151ZM156 52H157V51H156ZM158 52H159V51H158ZM160 52H161V51H160ZM160 52H159V53H160ZM162 52H164V51H162ZM162 52H161V53H162ZM167 52H170V51L168 50ZM167 52H165L166 54L163 53V54H164V56H162L163 58L165 57V55H167ZM175 52H176V51H174V53H175ZM179 52H177V53H179ZM197 52H196V53H197ZM211 52H213V50H212ZM220 52L223 53V50H221ZM242 52H239V54L236 53V55L238 54V57L235 56V57H234V60H235L236 58H239V55H240V53H242ZM19 53H20V52H19ZM26 53H27V52H26ZM55 53H56V52H55ZM80 53H81V52H80ZM84 53H85V52H84ZM126 53H128V55H129V52H126ZM153 53H154V52H153ZM153 53H151V56H153V60H150V61H152L150 66H152V63H153L154 61L157 62V60H158L159 58H161V53H160V54H159V58H157V60H154V58H156V57H154ZM170 53H172V51H171ZM170 53H169V54H170ZM196 53H193L192 56L194 57V55H196ZM226 53H228V51H227ZM245 53H244L243 55L246 56ZM254 53L252 52V55H253ZM0 54H1V53H0ZM3 54H4V53H3ZM12 54H13V53H12ZM15 54H16V53H15ZM69 54H70V53H69ZM69 54H68V56H69ZM77 54H78V53H77ZM86 54H87V53H86ZM94 54H95V53H94ZM98 54H99V53H98ZM136 54H137V53H136ZM139 54H140V53H139ZM146 54H147V53H146ZM146 54H144L143 56H146ZM149 54H150V52H148V55H149ZM155 54H156V53H155ZM163 54H162V55H163ZM169 54H168V55H169ZM172 54H173V53H172ZM182 54H180L178 57H181ZM208 54L210 55V52H209ZM208 54L205 55L204 57H206V56L209 57ZM212 54H213V53H212ZM212 54H211V56H212ZM215 54H214V55H215ZM224 54H225V53H224ZM230 54H231V52L229 51V55H230ZM247 54H248V53H247ZM260 54H261V53H260ZM260 54H259V55H260ZM5 55H6V54H5ZM7 55H9V54H7ZM13 55H14V54H13ZM21 55H22V54H21ZM70 55H71V54H70ZM74 55H75V54H74ZM80 55H81V54H80ZM83 55H84V54H83ZM89 55H91V54H89ZM115 55H116V54H115ZM122 55H124V53H122ZM174 55H175V54H174ZM186 55H187V54H186ZM186 55H182V56H183V57H182L183 60H184V58H185ZM188 55H189V54H188ZM190 55H191V54H190ZM198 55H199V56H198ZM198 55H197V56L200 57V54H198ZM225 55H226L227 57L229 56L228 54H225ZM225 55H223V56H225ZM232 55H235V54H233V52H232ZM232 55H231V56H232ZM249 55H250V54H249ZM254 55H256V53H255ZM68 56H67V58H68ZM129 56H130V55H129ZM131 56H135V55L131 54ZM141 56H142V54H141ZM151 56H150V57H151ZM171 56H172V55L170 54V55H169V58H170ZM192 56H191V57L189 56V57H190V60L193 59ZM211 56L209 57L210 59L212 58ZM218 56H219V54H218ZM220 56L222 57V54H221ZM226 56H225V57H226ZM256 56H257V55H256ZM260 56H261V55H260ZM260 56H258V57H256V58H260ZM93 57H95V56H93ZM93 57H92V58H93ZM136 57H137V55H136L134 58H136ZM138 57L140 58L139 55H138ZM150 57H148V59H149ZM166 57H167V56H166ZM189 57L187 56V58H186L185 60L187 61V60L189 59ZM204 57L201 56L200 58H201V59H204ZM207 57H206V58H207ZM221 57H219V58H221ZM225 57H222V58L227 59V61H228V58H227V57L225 58ZM232 57H233V56H232ZM232 57L229 56L230 59H231ZM240 57L242 58V56H240ZM119 58H121V57H119ZM130 58L132 59V57H130ZM130 58L128 57V59H130ZM134 58H133V60H134ZM142 58L145 59V60H148L147 58H144V57H141L140 59H142ZM163 58H162V59H163ZM169 58H168V59H169ZM175 58H177V55H176ZM191 58H192V59H191ZM200 58H197V59H200ZM206 58H205V60H206ZM209 58H208L207 60H209ZM214 58H215V56H214ZM214 58H213V59H214ZM245 58L247 59V58H249V57H245ZM250 58L252 59L253 57L250 56ZM256 58H255V59H252V60L255 61V60H257ZM2 59H3V57H2ZM95 59H96V57H95ZM125 59H126L125 61H128L127 58H125ZM136 59H137V62H136V61H134V62L137 64L138 62H140V60H139L138 58H136ZM150 59H151V58H150ZM162 59H161V60H162ZM172 59L176 61V59H174V57H173ZM177 59H178V58H177ZM201 59H200V60H201ZM246 59H244V60H246ZM263 59H264V54H263L262 60H263ZM123 60H124V59H123ZM133 60H131L132 63H133ZM138 60H139V61H138ZM145 60H144V61H145ZM164 60H167V59L164 58ZM164 60H163V61H164ZM180 60H181V59H180ZM183 60H182V62H183ZM190 60H189V61H190ZM193 60L195 61L196 58H194ZM193 60H192V61H193ZM200 60H198V61L196 60V61H195V62L197 63V65H198V63H202L203 60H201V61H200ZM207 60L205 61V63L207 62L206 65L209 66ZM214 60H215V59H214ZM220 60H221V59H220ZM247 60H248V59H247ZM66 61H67V60H66ZM87 61H88V60H87ZM129 61H130V60H129ZM141 61H142V60H141ZM159 61H160V59L158 60V62H159ZM170 61H171V60L169 59V62H168V63H169V66L173 63V61H172V62H170ZM194 61H193V62H194ZM212 61H213V60H212ZM216 61H217V60H216ZM221 61H222V60H221ZM224 61H225V60H224ZM238 61H239V60L237 59L236 65H237V63H239ZM242 61H243V58H242ZM259 61H260V59H259ZM0 62H1V61H0ZM23 62H24V61H23ZM145 62H147V61H145ZM158 62H157V63H158ZM184 62H185V61H184ZM184 62H183V63H184ZM203 62H204V61H203ZM209 62L211 63V60H210ZM225 62H226V61H225ZM225 62H223V63H225ZM233 62H235V61H233ZM233 62H232V63H233ZM78 63H79V62H78ZM116 63H117V62H116ZM122 63L125 65L124 61H123ZM127 63H128V62H127ZM129 63H131V62H129ZM132 63L130 64V66H132L133 69H135V66H133ZM141 63H143V62H141ZM164 63H165V61H164ZM176 63H177V62H176ZM178 63H179V62H178ZM180 63H181V61H180ZM180 63H179V64H180ZM183 63H181V64H182V67H183V66L185 67V65H184ZM186 63H187V62H186ZM196 63L193 64V67L196 69V70H195V69H194V70L196 71V73H197V75H198V68H199V67L196 68ZM223 63H222V64H223ZM242 63H243V62H242ZM242 63H241V64H242ZM254 63H257V61L254 62ZM117 64H118V63H117ZM117 64H116V65H117ZM123 64H122V66L124 67ZM136 64H135V65H136ZM154 64H155V63H154ZM154 64H153V65H154ZM159 64L162 65V64H161V61H160ZM159 64H158V65L155 64V65L158 66V67L156 66L157 68L160 67ZM188 64H190V62H188L187 65H188ZM191 64H192V62H191ZM191 64H190V65H191ZM217 64H218V61H217ZM217 64H216L215 66H217ZM219 64H220V63H219ZM233 64H234V67H235V63H233ZM5 65H6V64H5ZM32 65H33V64H32ZM120 65H121V64H120ZM127 65H129V64H127ZM137 65H138V67H137L136 69L138 70L139 66H142L143 64H142V65L137 64ZM145 65H146V64H145ZM147 65H148V64H147ZM165 65H167V66H165V67H167V68L165 69V71L167 72V71H168L167 69H170L171 66H170V68H168V64H165ZM176 65H177V64H176ZM176 65H175V66H176ZM187 65H186V66H187ZM190 65H189V68H190ZM194 65H195V66H194ZM199 65H201V64H199ZM199 65H198V66H199ZM210 65H211V64H210ZM212 65H213V64H212ZM239 65H240V64H239ZM14 66H15V65H14ZM22 66H23V65H22ZM117 66H119V65H117ZM125 66H126V65H125ZM150 66H147V67L149 68ZM163 66H164V65H162V66L160 67V70H161V68H163ZM175 66H174V67H175ZM178 66H179V65H178ZM178 66H177V67H178ZM191 66H192V65H191ZM203 66H204V69H205V64H204ZM213 66H214V65H213ZM219 66H220V65H219ZM254 66H255V65H254ZM106 67H107V66H106ZM132 67H131V68H132ZM145 67H146V66H145ZM145 67H142L140 70H143V68H144V70H146ZM165 67H164V68H165ZM172 67H173V64H172ZM174 67H173V68H174ZM180 67H181V66H180ZM209 67H210V66H209ZM209 67H208V68H209ZM256 67H257V66H256ZM256 67H255V69H256ZM23 68H24V67H23ZM119 68H120V67H119ZM124 68L126 69V67H124ZM152 68H153V66H152ZM154 68H155V67H154ZM164 68H163V69H164ZM173 68H171V70H169V71L175 73L176 70H174L175 68H174V69H173ZM186 68L188 69V66H187ZM206 68H207V67H206ZM211 68H212V67H211ZM215 68H216V67H215ZM217 68H218V66H217ZM224 68H225V67H224ZM226 68H227V67H226ZM250 68H251V67H250ZM250 68H249V69H250ZM95 69H96V68H95ZM113 69H114V68H113ZM121 69H122V68H121ZM127 69H128V68H127ZM149 69H150V68H149ZM155 69H156V68H155ZM155 69H154V71H155ZM177 69H178V68H177ZM179 69H180V68H179ZM179 69H178V71H177V73H178L177 75H181V74H179V72L183 70V69H181V70L179 71ZM184 69H185V68H184ZM200 69H201V68H200ZM213 69H214V68H213ZM261 69H262V68H261ZM157 70H159V69H157ZM172 70H173V71H172ZM190 70H193V68H191ZM194 70H193V72H195ZM205 70H206V69H205ZM209 70H210V69H209ZM211 70H212V69H211ZM100 71H101V70H100ZM127 71H128V70H127ZM134 71H135V70H133V72H134ZM138 71H139V70H138ZM148 71H149V70H148ZM151 71H152V70H151ZM187 71H188V70H186V72H187ZM201 71H203V70L201 69ZM201 71H199V73H200ZM206 71H207V70H206ZM96 72H97V71H96ZM125 72H126V70H125ZM142 72H143V71H142ZM157 72H158V74H160L161 71H160V72L157 71ZM157 72H156V73H157ZM186 72H185V73H186ZM188 72H190V71H188ZM188 72H187V73H188ZM100 73H101V72H100ZM123 73H124V72H123ZM129 73H130V72H129ZM151 73H153V72H151ZM156 73H154V74H156ZM162 73L165 74V72H162ZM168 73H169V72H168ZM168 73H167V74H168ZM180 73H181V72H180ZM201 73H203V72H201ZM248 73H249V72H248ZM250 73H251V72H250ZM4 74H5V73H4ZM98 74H99V73H98ZM135 74H136V73H135ZM154 74H150V75H152V76H151V79L155 78V79L153 80V83H154V81H155L156 78H157V77H153ZM171 74H172V73H171ZM14 75H15V74H14ZM58 75H59V74H58ZM72 75H73V74H72ZM96 75H97V74H96ZM124 75H125V73H124ZM138 75H139V73H138ZM138 75H137V76H138ZM172 75H174V74H172ZM172 75H171V77H172ZM185 75H186V74H185ZM189 75H190V76H189ZM197 75L195 74L194 76H197ZM199 75H201V74H199ZM91 76H92V75H91ZM137 76H136V77H137ZM144 76H145V75H144ZM156 76H157V75H156ZM160 76H161V74H160ZM162 76H163V74H162ZM165 76H166V75H165ZM169 76H170V75H169ZM174 76H175V75H174ZM187 76H189V77H188V82H189V79H190V80L193 79L191 73L188 74ZM203 76H204V75H203ZM210 76H211V75H210ZM230 76H231V75H230ZM238 76H239V75H238ZM94 77H95V76H94ZM134 77H135V76H134ZM142 77H143V75H142ZM146 77H149V75L146 76ZM146 77H144V78H146ZM171 77H170V78H171ZM182 77H183V74H182ZM182 77H181V80H182ZM184 77H185V76H184ZM198 77H199V76H198ZM206 77H207V76H206ZM12 78H13V77H12ZM21 78H22V77H21ZM56 78H57V77H56ZM92 78H93V77H92ZM131 78H132V76H131ZM131 78H130V80H132V82H133V78H132V79H131ZM137 78H138V77H137ZM140 78H141V77H140ZM144 78H143V79H144ZM165 78H166V77H165ZM176 78L178 79L177 76H176ZM191 78H192V79H191ZM200 78H201V77H200ZM240 78H241V77H240ZM7 79H8V78H7ZM124 79H126V78H124ZM148 79H149V78H147V81L149 82ZM158 79H159V78H158ZM168 79H169V78H168ZM2 80H3V79H2ZM29 80H30V79H29ZM57 80H58V79H57ZM134 80H135V79H134ZM139 80H140V79H139ZM162 80H163V79H162ZM181 80H177V81L180 82ZM194 80H196V77L194 78ZM194 80H193V81H194ZM197 80H198V79H197ZM201 80H202V79H201ZM90 81H91V80H90ZM140 81H144V80H142V78H141ZM150 81H151V80H150ZM156 81L159 82V80H156ZM156 81H155V83H156ZM217 81H218V80H217ZM165 82H166V81H165ZM171 82H172V81H171ZM173 82H174V81H173ZM173 82H172V83H173ZM188 82H187V83H188ZM191 82H192V81H191ZM200 82H201V81H200ZM205 82H206V81H205ZM33 83H34V82H33ZM58 83H59V81H58ZM89 83H90V82H89ZM107 83H108V81H107ZM130 83H131V82H130ZM139 83H140V82H139ZM143 83H144V82H143ZM146 83H147V82H146ZM153 83H152V84H153ZM160 83H161V81H160ZM185 83H186V81H185ZM185 83H184V84H185ZM187 83H186V85H187ZM189 83H190V82H189ZM196 83H197V82H196ZM67 84H68V83H67ZM132 84H133V83H132ZM134 84H135V82H134ZM136 84H137V83H136ZM140 84H142V83H140ZM152 84H151V85H152ZM167 84H168V83H167ZM174 84H175V82H174ZM174 84H173V85H174ZM179 84H181V83H179ZM12 85H13V83H12ZM68 85H69V84H68ZM142 85H143V84H142ZM158 85H159V84H158ZM160 85H161V84H160ZM170 85H171V84H170ZM170 85H169V86H170ZM175 85H176V84H175ZM186 85H184L185 88H187V87L190 86V85H189V86L186 87ZM13 86H14V85H13ZM30 86H31V85H30ZM36 86H37V85H36ZM38 86H40V85H38ZM50 86H51V85H50ZM137 86H138V85H137ZM147 86H149V85H147ZM163 86H164V85H163ZM169 86H168V88H169ZM73 87H74V86H73ZM129 87H130V86H129ZM138 87H139V86H138ZM159 87H160V86H159ZM159 87H158V88H159ZM196 87H197V86H196ZM196 87H195V88H196ZM204 87H205V86H204ZM30 88H31V87H30ZM33 88H34V87H33ZM33 88H32V89H33ZM125 88H126V87H125ZM133 88H134V85H133ZM133 88H132V90H133ZM139 88H140V87H139ZM141 88H142V86H141ZM152 88H153V85H152ZM154 88H155V87H154ZM156 88H157V87H156ZM164 88H165V87H164ZM185 88H184V89H185ZM189 88H190V87H189ZM201 88H202V87H201ZM6 89H7V87H6ZM35 89H36V88H35ZM58 89H59V88H58ZM142 89H143V88H142ZM161 89H162V87H161ZM182 89H183V87H182ZM197 89H198V87H197ZM2 90H3V89H2ZM127 90H128V89H127ZM158 90H159V89H158ZM158 90H157V91H158ZM187 90H188V92H189V89H187ZM201 90H202V89H201ZM213 90H214V89H213ZM9 91H10V90H9ZM15 91H16V90H15ZM28 91H29V90H28ZM38 91H39V89H38ZM40 91H41V90H40ZM40 91H39V92H40ZM71 91H72V90H71ZM128 91H129V90H128ZM180 91H181V90H180ZM185 91H186V90H185ZM190 91H191V90H190ZM197 91H198V90H197ZM204 91H205V90H204ZM251 91H252V90H251ZM132 92H133V91H132ZM143 92H144V91H143ZM148 92H149V91H148ZM158 92H159V91H158ZM178 92H179V91H178ZM186 92H187V91H186ZM194 92H195L196 94H195ZM194 92H193L194 95L198 96V95H197L198 92H196V91H194ZM12 93H13V92H12ZM57 93H58V92H57ZM135 93H136V92H135ZM139 93H140V92H139ZM156 93H157V92H156ZM170 93H171V92H170ZM183 93H184V92H183ZM183 93H182V96H183ZM193 93H191V94H193ZM17 94H18V93H17ZM21 94H22V91H21ZM34 94H35V93H34ZM51 94H52V93H51ZM113 94H114V93H113ZM133 94H134V93H133ZM161 94H162V93H161ZM164 94H165V93H164ZM179 94H181V93L179 92ZM188 94H189V93H187V95H188ZM191 94H189L190 97H191ZM198 94H199V93H198ZM201 94H202V93H201ZM2 95H4V94H2ZM29 95H30V94H29ZM142 95H143V94H142ZM168 95H169V94H168ZM189 95H188V96H189ZM23 96H24V95H23ZM63 96H64V95H63ZM135 96H138V95H135ZM148 96H149V95H148ZM178 96H179V95H178ZM196 96H195V97H196ZM232 96H233V95H232ZM7 97H9V96H7ZM18 97H19V96H18ZM26 97H27V94H26ZM28 97H29V96H28ZM123 97H124V96H123ZM155 97H156V96H155ZM195 97H194V98H195ZM21 98H22V97H21ZM23 98H24V97H23ZM23 98H22V99H23ZM31 98H32V97H31ZM38 98H39V97H38ZM103 98H104V97H103ZM128 98H129V97H128ZM136 98H137V97H136ZM140 98H141V97H140ZM157 98H158V97H157ZM168 98H170V97H168ZM176 98H177V97H175V99H176ZM180 98H181V97H180ZM183 98H184V97H183ZM236 98H237V97H236ZM257 98H258V97H257ZM16 99H17V98H16ZM35 99H36V98H35ZM59 99H60V98H59ZM155 99H156V98H155ZM175 99H174V101H176ZM181 99H182V98H181ZM181 99H180V100H181ZM187 99H188V97H187ZM190 99H191V98H190ZM196 99H197V98H196ZM196 99H195V100H196ZM116 100H117V99H116ZM183 100H184V99H183ZM191 100H193V99H191ZM30 101H31V100H30ZM36 101H37V100H36ZM38 101H39V100H38ZM40 101H41V100H40ZM136 101H137V100H136ZM136 101H135V102H136ZM150 101H151V100H150ZM177 101H178V98H177ZM42 102H43V101H42ZM137 102H138V101H137ZM167 102H168V101H167ZM170 102H171V99H170L169 103H170ZM184 102H185V101H184ZM196 102H197V101H196ZM30 103H32V102H30ZM43 103H44V102H43ZM127 103H128V102H127ZM164 103H166V102H164ZM171 103H172V102H171ZM173 103L177 104L178 102H177V103H176V102H173ZM24 104H25V102H24ZM45 104H46V103H45ZM146 104H147V103H146ZM25 105H26V104H25ZM31 105H32V104H31ZM37 105H38V104H37ZM46 105H47V104H46ZM46 105H45V106H46ZM163 105H165V104H163ZM196 105H197V104H196ZM228 105H229V104H228ZM26 106H27V105H26ZM38 106H39V105H38ZM40 106H41V105H40ZM127 106H128V105H127ZM148 106H150V105H148ZM152 106H153V105H152ZM161 106H162V105H161ZM165 106H166V105H165ZM167 106H168V105H167ZM174 106H175V105H173V108H174ZM47 107H48V106H47ZM159 107H160V106H159ZM159 107H158V108H159ZM170 107H171V106H170ZM175 107H177V106H175ZM238 107H239V106H238ZM25 108H27V107H25ZM31 108H32V107H31ZM86 108H87V107H86ZM124 108H125V107H124ZM150 108H151V107H150ZM166 108H167V107H164L165 110H166ZM168 108H169V106H168ZM168 108H167V109H168ZM173 108H172V109H173ZM169 109H170V108H169ZM169 109H168V110H169ZM174 109H175V108H174ZM222 109H223V108H222ZM237 109H238V108H237ZM119 110H120V109H119ZM127 110H128V109H127ZM149 110H150V109H149ZM158 110H159V109H158ZM161 110H162V109H161ZM161 110H160L159 112H162ZM165 110H164V111H165ZM175 110H177V109H175ZM238 110H239V109H238ZM252 110H253V109H252ZM26 111H28V110L26 109ZM147 111H148V110H147ZM169 111H170V110H169ZM169 111H166V112H169ZM119 112H120V111H119ZM127 112H128V111H127ZM140 112H141V111H140ZM156 112H157V111H156ZM159 112H158V113H159ZM173 112H174V111H173ZM246 112H247V111H246ZM114 113H115V112H114ZM125 113H126V112H125ZM149 113H150V112H149ZM175 113H176V111H175ZM175 113H173V114H175ZM50 114H51V113H50ZM85 114H86V113H85ZM91 114H92V113H91ZM112 114H113V113H112ZM151 114H152V113H151ZM161 114H163V112L160 113L159 115L161 116ZM245 114H246V113H245ZM82 115H83V114H82ZM92 115H93V114H92ZM123 115H124V114H123ZM152 115H154V114H152ZM156 115H157V114H156ZM163 115L165 116V114H163ZM188 115H189V114H188ZM250 115H251V114H250ZM79 116H80V115H79ZM168 116H169V115H168ZM66 117H67V116H66ZM116 117H117V116H116ZM161 117H162V116H161ZM217 117H218V116H217ZM15 118H16V117H15ZM18 118H19V117H18ZM31 118H32V117H31ZM158 118H159V116H158ZM163 118H164V117H163ZM214 118H216V117H214ZM23 119H24V118H23ZM39 119H40V118H39ZM67 119H68V118H67ZM74 119H75V117H74ZM153 119H154V118H153ZM160 119H161V118H160ZM14 120H15V119H14ZM64 120H65V119H64ZM118 120H119V119H118ZM148 120H149V119H148ZM190 120H191V118H190ZM202 120H203V119H202ZM240 120H241V119H240ZM18 121H19V120H18ZM18 121H16V122H18ZM27 121H28V120H27ZM209 121H210V120H209ZM11 122H12V121H11ZM22 122H24V121H21V123H22ZM70 122H71V121H70ZM81 122H82V121H81ZM90 122H91V121H90ZM109 122H110V121H109ZM31 123H32V122H31ZM235 123H236V122H235ZM25 124H26V123H25ZM25 124H23V125H25ZM201 124H202V123H201ZM233 124H234V123H233ZM26 125H27V124H26ZM60 125H61V124H60ZM60 125H59V126H60ZM162 125H163V124H162ZM146 126H147V125H146ZM21 127H22V126H21ZM27 127H28V126H27ZM29 127H30V126H29ZM207 127H208V125H207ZM6 128H7V127H6ZM12 128H14V127H12ZM22 128H23V127H22ZM22 128H21V129H22ZM69 128H70V125H69ZM90 128H91V127H90ZM159 128H160V127H159ZM41 129H42V128H41ZM88 129H89V128H88ZM24 130H25V129H24ZM28 130H29V129H28ZM68 130H69V129H68ZM90 130H91V129H90ZM156 130H157V129H156ZM156 130H155V131H156ZM9 131H10V130H9ZM18 131H19V130H18ZM21 131H23V130H21ZM25 131H26V130H25ZM69 132H70V130H69ZM107 132H108V131H107ZM7 133H8V132H7ZM16 133H17V132H16ZM25 133H26V132H25ZM36 133H37V132H35V134H36ZM62 133H63V131H62ZM76 133H77V132H76ZM18 134H19V133H18ZM21 134H22V133H21ZM26 134H28V133H26ZM64 134H65V133H64ZM86 134H87V133H86ZM52 135H53V134H52ZM57 135H58V134H57ZM76 135H77V134H76ZM147 135H148V134H147ZM147 135H146V136H147ZM166 135H167V134H166ZM26 136H27V135H26ZM26 136H25V137H26ZM115 136H116V135H115ZM203 136H204V135H203ZM256 136H257V135H256ZM5 137H6V136H5ZM22 137H23V136H22ZM71 137H72V136H71ZM74 137H75V135H74ZM6 138H8V137H6ZM19 138H20V137H19ZM39 138H40V137H39ZM23 139H24V138H23ZM32 139H33V138H32ZM101 139H102V138H101ZM164 139H165V138H164ZM209 139H211V138H209ZM7 140H9V139H7ZM14 140H15V139H14ZM67 140H68V139H67ZM82 140H83V139H82ZM15 141H17V140H15ZM30 141H31V140H30ZM30 141H29V142H30ZM109 141H110V140H109ZM206 141H207V140H206ZM5 142H6V141H5ZM7 142H8V141H7ZM13 142H14V141H13ZM66 142H67V141H66ZM73 142H74V141H73ZM79 142H80V141H79ZM82 142H83V141H82ZM157 142H158V141H157ZM43 143H44V142H43ZM55 143H56V142H55ZM84 143H85V142H84ZM124 143H125V142H124ZM6 144H7V143H6ZM11 144H12V143H11ZM108 144H109V143H108ZM219 144H220V143H219ZM219 144H218V145H219ZM7 145H8V144H7ZM15 145H16V144H15ZM59 145H60V144H59ZM64 145H65V144H64ZM20 146H21V145H20ZM67 146H68V145H67ZM11 147H12V146H11ZM38 147H39V146H38ZM77 147H78V146H77ZM102 147H103V145H102ZM109 147H110V146H109ZM115 147H116V146H115ZM122 147H123V146H122ZM122 147H121V148H122ZM222 147H223V146H222ZM24 148H25V147H24ZM40 148H41V147H40ZM81 148H82V146H81ZM226 148H227V147H226ZM48 149H49V148H48ZM87 149H88V148H87ZM99 149H100V148H99ZM157 149H158V148H157ZM40 150H41V149H40ZM44 150H46V149H44ZM246 150H247V149H246ZM18 151H19V150H18ZM67 151H68V150H67ZM119 151H120V150H119ZM261 151H262V150H261ZM51 152H52V151H51ZM53 152H54V151H53ZM56 152H57V151H56ZM61 152H62V151H61ZM83 152H84V151H83ZM233 152H234V151H233ZM59 153H60V152H59ZM95 153H96V152H95ZM119 154H120V153H119ZM38 155H39V154H38ZM88 155H89V154H88ZM165 155H166V154H165ZM44 156H45V155H44ZM44 156H43V157H44ZM49 156H50V155H49ZM83 156H84V155H83ZM86 156H87V155H86ZM100 156H101V155H100ZM50 157H51V156H50ZM50 157H49V158H50ZM150 158H151V157H150ZM252 159H253V158H252ZM156 160H157V159H156ZM51 162H52V161H51ZM48 164H49V163H48ZM49 165H50V164H49ZM29 166H30V165H29ZM41 169H42V168H41ZM17 175H18V174H17ZM46 176H47V175H46ZM252 179H253V178H252ZM40 180H41V179H40ZM253 182H254V181H253ZM255 184H256V183H255ZM132 191H133V190H132ZM85 197H86V196H85ZM262 203H263V202H262ZM257 204H258V203H257ZM100 206H101V205H100ZM227 243H228V242H227ZM229 248H230V247H229ZM262 252H263V251H262ZM255 257H256V256H255Z\"/></svg>",
  "mask_w": 264,
  "mask_h": 264
}]
</instances>
